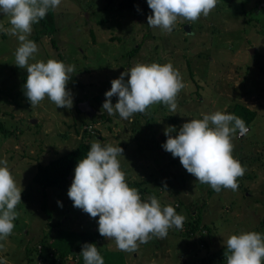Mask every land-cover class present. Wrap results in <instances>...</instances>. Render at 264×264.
<instances>
[{
    "label": "rangeland",
    "instance_id": "rangeland-1",
    "mask_svg": "<svg viewBox=\"0 0 264 264\" xmlns=\"http://www.w3.org/2000/svg\"><path fill=\"white\" fill-rule=\"evenodd\" d=\"M119 1L61 0L56 10L33 25L30 37L38 35V52L29 63L57 59L75 66L66 86L73 98L71 109L57 108L47 97L31 107L23 87L27 70L15 65L18 39L0 32V124L9 132L0 127V159L7 160L23 188L13 232L0 240V264H52L55 248L33 252L32 261L26 258L27 248L39 245L42 237L49 243L47 231L63 216L70 228L91 231L102 250L118 252L116 264H204L202 259L216 252L219 260L214 263L226 262L223 240L228 235L264 234V0H217L207 17L195 22L178 19L170 34L147 25L152 14L147 0H136L133 9H121ZM0 23L10 27L2 14ZM137 62H170L179 70L185 87L178 94L176 112L154 104L125 120L102 109L111 81ZM82 101L95 109L93 117L78 111ZM236 101L256 112L248 132L232 141L233 156L246 172L238 178V190L222 188L217 193L163 149L164 129L175 126V136L183 123L202 119L201 113H228L229 104ZM116 102L113 96V105ZM97 139L123 148L121 169L143 200L154 194L185 220L200 217V228L188 235L185 228L173 227L166 238L154 237L136 252L119 251L114 241L99 234V217L72 207L67 193L73 177L64 190L48 188L52 212L42 210L43 192L33 179L38 166L81 141ZM72 257L64 261L71 264Z\"/></svg>",
    "mask_w": 264,
    "mask_h": 264
},
{
    "label": "clouds",
    "instance_id": "clouds-1",
    "mask_svg": "<svg viewBox=\"0 0 264 264\" xmlns=\"http://www.w3.org/2000/svg\"><path fill=\"white\" fill-rule=\"evenodd\" d=\"M60 4L61 0H0V14L10 24L4 27L0 23V32L18 39L15 65L27 70L23 87L31 107L38 106L46 97L57 108L73 106L72 94L66 86L74 65L57 59L29 63L38 52L37 44L29 39L33 25ZM147 4L152 13L147 17V25L170 34L178 19L195 22L201 16L207 17L217 0H147ZM184 87L182 76L172 63L137 62L111 81L102 109L109 116L118 113L125 120L136 113H145L154 104H163L176 112L177 97ZM113 96L117 97L115 105ZM201 115L202 119L183 123L175 136L172 134L177 132L176 127L167 126L164 129L167 139L162 147L174 158L178 157L183 168L199 183L208 184L217 193L222 188L236 191L238 178L245 174L246 167L233 156L232 141L237 134H246L248 128L240 117L222 110ZM123 151L111 143L102 144L99 139L92 141L86 157L75 167L67 194L74 207L92 218L99 217L98 232L103 238L114 241L117 250L133 253L154 237L166 238L170 228L182 230L186 217L171 205L162 206L154 194L143 200L139 190L128 185L118 159ZM22 191L7 160L0 159V240L13 232ZM223 244L226 264H264V234L260 232L230 234ZM80 254L85 264H104L95 243H84Z\"/></svg>",
    "mask_w": 264,
    "mask_h": 264
},
{
    "label": "trees",
    "instance_id": "trees-1",
    "mask_svg": "<svg viewBox=\"0 0 264 264\" xmlns=\"http://www.w3.org/2000/svg\"><path fill=\"white\" fill-rule=\"evenodd\" d=\"M136 5V0H120L119 7L121 9H133ZM3 36H5L3 34ZM31 40H37L38 35H34L29 37ZM56 45V44H55ZM138 50V49H137ZM135 51V49H134ZM134 51L129 53L132 55ZM29 102V101H28ZM30 103V102H29ZM228 114H234L240 117L246 124V127L251 125V123L256 118V112L251 109L249 106L245 105L241 102H234L229 104L228 106ZM77 108V107H76ZM78 109V108H77ZM78 111L81 113L78 109ZM0 127L6 134H9L8 130L0 124ZM102 144H106L103 140H100ZM91 142L90 141H81L77 147L72 149L71 151L58 156L50 160L48 163L40 164L38 166V170L35 173L33 179L39 188L42 190V200H41V208L45 210L48 215L51 214V208L49 206L50 199L47 194L48 188L58 189L59 191L66 189L70 179L74 178V170L77 166V163L82 158H85L87 152L90 150ZM73 201H71L72 203ZM72 207L73 203H72ZM68 217L63 216L60 220L55 221L51 224L50 230L47 231V238L51 239V241L46 242L45 237L41 238L40 244L32 248H27L26 258L29 261L34 260L33 252L36 251H45L50 250L51 248H55L54 260H52V264H69L65 262V259H68L70 255H73L71 264H85L82 255L80 254L82 251V245L84 243H95L97 246V240L92 235L91 231H77L74 228H70L65 222ZM200 217H198L195 221L185 220L183 224V228L186 229L187 234L191 235L198 228H200ZM206 228V226H205ZM207 229V228H206ZM52 231L56 232V235L52 233ZM207 232V230H205ZM202 240L205 246H209L208 242L202 235ZM98 248L101 256L104 259V264H116L117 257L120 255L118 252H110L109 250H102ZM216 252V251H215ZM217 253V252H216ZM216 253H211L209 256H205L202 261L204 264H226V262H218L214 263L216 260H219ZM64 261V262H63ZM63 262V263H62ZM124 264L125 261H124Z\"/></svg>",
    "mask_w": 264,
    "mask_h": 264
},
{
    "label": "water",
    "instance_id": "water-1",
    "mask_svg": "<svg viewBox=\"0 0 264 264\" xmlns=\"http://www.w3.org/2000/svg\"><path fill=\"white\" fill-rule=\"evenodd\" d=\"M185 29L187 31H190V26L186 25ZM254 51V50H253ZM78 109L84 113H87L90 117L94 116L95 113V109L89 105V103L87 101H82L78 103Z\"/></svg>",
    "mask_w": 264,
    "mask_h": 264
},
{
    "label": "flooded vegetation",
    "instance_id": "flooded-vegetation-1",
    "mask_svg": "<svg viewBox=\"0 0 264 264\" xmlns=\"http://www.w3.org/2000/svg\"><path fill=\"white\" fill-rule=\"evenodd\" d=\"M200 98H201V96H200ZM250 127V125L249 126H247V128H249ZM249 130V129H248ZM240 136V135H239Z\"/></svg>",
    "mask_w": 264,
    "mask_h": 264
}]
</instances>
